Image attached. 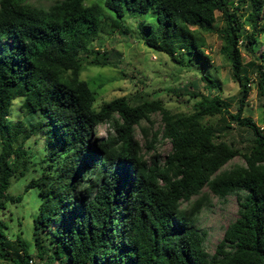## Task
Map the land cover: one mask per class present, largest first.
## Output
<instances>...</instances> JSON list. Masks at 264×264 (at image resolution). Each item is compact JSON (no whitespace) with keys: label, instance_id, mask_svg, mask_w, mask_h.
Returning <instances> with one entry per match:
<instances>
[{"label":"trees","instance_id":"obj_1","mask_svg":"<svg viewBox=\"0 0 264 264\" xmlns=\"http://www.w3.org/2000/svg\"><path fill=\"white\" fill-rule=\"evenodd\" d=\"M230 5L228 0H58L42 8L0 0V209L21 200L8 190L12 178L35 163L26 142L42 136L46 154L40 173L23 188H36L40 197L32 216L38 258L66 264H264V131L243 114L250 78L239 48L245 40L244 47L257 49L264 0H249L244 22ZM132 11L153 19L138 24L146 46L174 61L185 48L204 63L210 58L202 50L201 32L213 30L220 12L225 22L220 52L241 92L236 110L229 111L206 71L201 79L215 93L198 95L189 112H172L158 99L131 105L124 96L97 105L80 74L87 65L108 62L90 44L101 33L126 34L123 17ZM255 59L260 61L251 63L255 90L264 98V59ZM14 101L28 121L11 119ZM153 114L161 119L153 139L168 141L170 150L147 162L136 127L145 136L141 122ZM219 115L250 130L245 151L217 137L207 118ZM105 122L113 132L96 137ZM235 156L243 162L224 168ZM231 193L237 216L209 254L198 214L210 194ZM16 241L21 256L8 260L29 264L28 245L19 236ZM7 256L0 229V258Z\"/></svg>","mask_w":264,"mask_h":264},{"label":"rangeland","instance_id":"obj_2","mask_svg":"<svg viewBox=\"0 0 264 264\" xmlns=\"http://www.w3.org/2000/svg\"><path fill=\"white\" fill-rule=\"evenodd\" d=\"M27 4L46 8L58 0H21ZM103 0H85L86 4L92 2L102 3ZM231 10L237 13L241 22L245 21L249 12V0H228ZM149 14L136 12L127 13L124 23L127 25L126 34H99L90 44V48H98L107 57L106 65H87L81 72L80 78L88 82L95 92L96 104L100 105L104 101L116 97L124 96L128 103L135 105L143 100L158 99L172 112H189L193 108L194 102L203 94L210 96L218 91L222 99L228 106L229 111L234 112L239 103L240 86L230 74V65L225 56L220 52L223 43L220 29L224 27V18L220 12H216V21L213 30L201 32L204 39L202 50L209 55L210 62H196L194 53L191 50H178L175 55L176 60L153 48L146 46L140 36L138 24L140 21L152 23L153 19ZM245 30H249L244 25ZM258 47L254 52L244 47V41L240 44L242 65L246 74L250 78L248 83L249 94L246 98V105L243 114L250 116L261 130L264 131V98L259 97L255 90L256 74L252 62L257 64L260 61L255 58L264 59V34L259 35ZM248 46V44H247ZM203 71L215 81L218 88L209 89L201 79ZM205 72V73H206ZM12 120L22 119L28 121L21 110L19 104L14 101L10 110ZM213 124L217 137L227 143L245 151L253 137L250 130L240 127L225 115L207 118ZM229 122V123H228ZM226 123L229 126H226ZM141 125L146 128V135L143 136L139 127H136V139L139 142L141 152L147 162L152 156L158 155L160 159L169 152L168 141L153 139V135L160 128L161 119L159 114H153L150 121H142ZM111 124L105 122L97 126L96 137H105L112 133ZM1 144V142H0ZM26 145L33 152L32 160L35 163L22 177L12 178L9 193L13 196H22L19 202L8 201L5 207L0 209V224L4 226L0 229L5 237V249L8 251L7 259L0 258V264H12L9 257H20L21 249L17 236L26 242L29 248V264H66L58 260L40 259L37 255V248L34 244L32 216L36 214L40 197L36 188H30L23 192L24 185L31 177L40 173L41 159L46 154L42 136L31 137ZM240 156H235L224 168L242 163ZM210 203L204 205L198 214L197 226L205 233L204 247L209 254H212L216 243L220 240L224 228L237 216L236 194L231 193L223 198L209 195ZM264 239V238H263Z\"/></svg>","mask_w":264,"mask_h":264}]
</instances>
